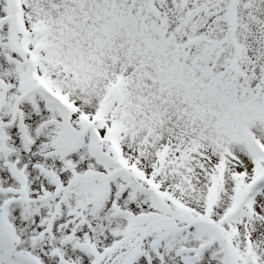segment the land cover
I'll list each match as a JSON object with an SVG mask.
<instances>
[{"label":"snow or ice","instance_id":"snow-or-ice-1","mask_svg":"<svg viewBox=\"0 0 264 264\" xmlns=\"http://www.w3.org/2000/svg\"><path fill=\"white\" fill-rule=\"evenodd\" d=\"M0 264H264V0H0Z\"/></svg>","mask_w":264,"mask_h":264}]
</instances>
